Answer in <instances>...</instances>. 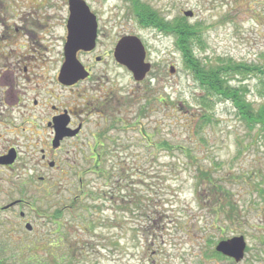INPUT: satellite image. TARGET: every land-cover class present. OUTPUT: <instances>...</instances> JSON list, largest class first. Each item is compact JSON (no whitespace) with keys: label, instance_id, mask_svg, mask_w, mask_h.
Here are the masks:
<instances>
[{"label":"rangeland","instance_id":"obj_1","mask_svg":"<svg viewBox=\"0 0 264 264\" xmlns=\"http://www.w3.org/2000/svg\"><path fill=\"white\" fill-rule=\"evenodd\" d=\"M1 1L10 15L30 13L44 0ZM49 1L52 8H65L64 0ZM87 1L108 25L106 48L115 36H137L150 70L136 80L113 56L96 64L107 78L101 86L114 85L119 100L105 112L107 120L97 113L88 118L86 142L65 144L72 153L59 157V167H45L41 158L18 163L24 174L8 180L1 196L7 203L25 198L34 208L6 213L0 258L6 264H264L259 126L248 128L230 98L207 93L176 34L144 25L136 0ZM138 1L165 21L182 17L195 25L199 32L190 43L203 65L246 62L264 68V0ZM36 34L46 37L41 30ZM62 34L58 25L48 32L43 42L49 55L58 58ZM225 78L256 109L263 105L264 74L232 71ZM205 113L211 121L202 119ZM103 132L112 140L104 139L100 160L93 156ZM31 167L39 170L32 174ZM202 171L211 172L210 178ZM211 181L217 194L210 191ZM240 235L247 244L241 261L217 251L220 241Z\"/></svg>","mask_w":264,"mask_h":264},{"label":"flooded vegetation","instance_id":"obj_2","mask_svg":"<svg viewBox=\"0 0 264 264\" xmlns=\"http://www.w3.org/2000/svg\"><path fill=\"white\" fill-rule=\"evenodd\" d=\"M84 1L92 15L83 16L81 20L94 26L95 39L76 53L85 74L76 79L63 71L72 17L70 0L63 1V9L52 8L51 2L44 0L41 7L33 8L30 13L17 14L14 10L10 15L6 12L10 9L4 8L0 0V223H5L6 213L17 206L34 208L25 198L7 203L5 195L1 196L8 180L24 174L18 163L23 158H41L43 166L59 167V157L72 153L71 149H65V144L82 146L86 142L88 118L97 113L107 120L105 112L119 100L114 96V85L109 89L101 86L107 78L96 64H101L107 56H113L117 61L115 48L122 37L110 39L112 45L106 48L104 40H108V25L99 11ZM61 10H64L63 14L58 12ZM27 24L30 29L26 28ZM55 25L63 31L59 38L62 49L58 58L48 54L49 48L43 42ZM38 30L46 37H39ZM24 36L30 38L25 40ZM98 50L103 54L97 53ZM100 136L99 150L93 157L103 160L104 139L112 138L106 133ZM69 158L70 155L64 159L67 165H70ZM99 164L98 161L96 166ZM34 167L30 168L32 174L39 170ZM19 213L21 219L30 224L31 230L33 227L26 211L20 209Z\"/></svg>","mask_w":264,"mask_h":264},{"label":"trees","instance_id":"obj_3","mask_svg":"<svg viewBox=\"0 0 264 264\" xmlns=\"http://www.w3.org/2000/svg\"><path fill=\"white\" fill-rule=\"evenodd\" d=\"M135 5L136 12L144 25H153L164 32L176 34L177 45L183 52L184 57L188 62V66L192 68V71L200 84L207 88V93L230 98L238 108L239 115L248 128H252L254 126L256 127L258 125V129L264 136V103L259 109H256L253 103L246 99V93L242 89L238 90L232 87L225 78L226 75L228 73H232V71H237L239 73L253 72L255 74L260 73L262 75L264 74L263 66L246 62L242 64L227 62L228 65L226 67L221 65L207 67L203 65L201 61L196 59L191 48L190 41H192L199 32L197 31V27L195 25L190 26L189 24H186L183 22L184 20L182 17L176 18L173 22L165 21L156 14L151 6L147 4H140L138 0H136ZM202 116L204 117H202L204 121H211V116L207 113L204 115L202 114ZM203 174L207 178H210L211 176V172L209 171H202V175ZM210 184L212 185L210 191L213 192V194H217L219 190L218 188H215L216 184L213 183V181H211ZM215 253L216 255L220 254L218 252ZM0 264H6L2 258H0Z\"/></svg>","mask_w":264,"mask_h":264},{"label":"water","instance_id":"obj_4","mask_svg":"<svg viewBox=\"0 0 264 264\" xmlns=\"http://www.w3.org/2000/svg\"><path fill=\"white\" fill-rule=\"evenodd\" d=\"M70 7L72 17L69 24L70 32L66 44V62L63 71L78 79L84 77L85 74L82 72V66L76 57V53L80 48H86L89 42L93 43L95 29L89 21L81 20L83 16L92 15L84 0H70ZM185 14L189 16L193 12H185ZM115 57L119 63L125 65L133 73L136 80L143 79L151 67L150 62L146 61L145 46L137 36H123L116 45ZM173 71L174 69L171 68V72ZM26 227L31 228L30 224H27ZM246 247V240L244 236L240 235L220 241L216 249L223 255L239 262L245 256Z\"/></svg>","mask_w":264,"mask_h":264}]
</instances>
